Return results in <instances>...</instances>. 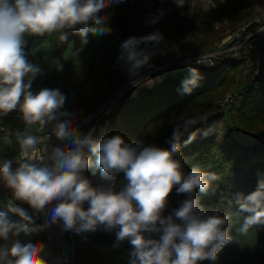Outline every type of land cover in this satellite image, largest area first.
Instances as JSON below:
<instances>
[{
  "label": "clouds",
  "instance_id": "obj_1",
  "mask_svg": "<svg viewBox=\"0 0 264 264\" xmlns=\"http://www.w3.org/2000/svg\"><path fill=\"white\" fill-rule=\"evenodd\" d=\"M105 7V0H0V113L18 109L27 125L38 124L41 131L52 124L53 134L61 142L49 147V136L17 133L19 155L0 161V180L12 191L13 200L26 203L34 213L50 209V220L36 225L23 210L11 209L24 221L21 225L0 212V239L6 240L9 233L27 236L62 222V230L76 233L99 227L116 230L117 241L127 240L131 245L129 264L215 261L223 247L234 240L228 226L231 214L221 215L219 210L209 213L200 204L197 190L207 194L218 177L199 166L185 171L181 153L182 146L197 139L198 132L193 129L205 117L182 119L176 124L166 138L168 148L133 145L118 134L100 138L95 127L87 133L74 127V121L68 119L72 114L62 110L66 96L59 89L30 90L41 70L27 59L25 36L43 37L75 29L86 42L88 25L102 19L99 13ZM163 14L159 10L148 23H158ZM61 39L67 40V35ZM162 40L157 31L131 36L122 43L116 62L133 85L147 79L142 70L152 67L150 61ZM53 65L57 71L63 70L59 60ZM198 80L195 70H190L182 81L181 93H190ZM100 132L102 135L104 129ZM211 132L209 128L199 135L206 138ZM89 168L100 169L106 182L123 173V186L118 191L114 186H94L85 175ZM174 188L177 195L186 198L164 217ZM236 202L238 212L247 214L238 229L241 235L264 224V181L247 196L237 194ZM145 234H158L159 239ZM44 247L39 241L15 239L10 247L0 246V264H48L42 255Z\"/></svg>",
  "mask_w": 264,
  "mask_h": 264
},
{
  "label": "trees",
  "instance_id": "obj_2",
  "mask_svg": "<svg viewBox=\"0 0 264 264\" xmlns=\"http://www.w3.org/2000/svg\"><path fill=\"white\" fill-rule=\"evenodd\" d=\"M213 1L221 9L219 0ZM251 1L264 7V0ZM105 4L106 7L99 13L102 19L88 25L89 31L84 38L86 42H82L81 36L76 34L75 29L66 30L62 34L67 35L66 42L74 40L75 36L78 37L80 47L78 52L87 64H91L95 56L103 49L112 54V62L116 63L121 53L122 43L129 38L125 28L116 24V20L123 11V3L120 0H105ZM158 11L155 10L153 15ZM230 11L231 13L225 16L231 26H237L245 22L253 14L254 9L252 5L245 2L237 9L230 8ZM174 20V15H163L156 24H150L148 20L144 21L146 33L152 34L159 31L163 35V40L155 48L156 54L150 61L152 67H145L142 75L145 76L148 72L165 66L150 74L152 79L161 77V81L154 82L152 87L145 85L130 87L122 95L114 111H111L107 117H103L104 133L100 138L118 134L133 145L168 148L169 145L165 141L176 124L182 119L205 117V120H198L197 126L193 129L198 132L197 139L187 147H181L184 170L188 171L193 166H199L201 170L217 175L218 179L212 182L207 194H201L197 190L200 204L204 208L222 205L232 207L238 212L237 194L247 196L257 189L259 181H264V141L258 138L264 135V29L258 42L260 44L258 67L256 66V49L250 48L257 41L256 37L230 61L222 56L214 60L210 67L203 64H186L183 67L180 66L182 70L179 71L175 60L169 59L162 64L160 59L162 53L169 51L168 44L172 43L170 32L173 29ZM79 27V25L76 26V28ZM260 27V24L247 26L245 35L255 32ZM101 29H111V32H102ZM219 34V31H213L211 40L219 39ZM173 46L177 44L173 43ZM65 49L64 40L58 47L52 44L53 56H58ZM244 51L247 52V56L244 55ZM244 65L248 66L246 82L240 87L239 92L232 96L233 100L225 116L220 112V104L235 87L236 76ZM190 70H195L198 74V84L190 93L182 94L181 84L189 77ZM177 71L179 76L174 77L173 73ZM125 78L126 76L120 70L102 71V83L108 93ZM45 88L48 89L46 85L40 86L33 81L30 90L36 93ZM105 121L107 124L104 126ZM51 125L45 126L43 131L51 130ZM0 127L20 131L27 129L28 125L17 109L6 114L0 113ZM209 128L212 132L208 137L199 135ZM35 130L41 131L38 124ZM238 137L244 138L246 144L241 143ZM89 155L95 160L94 155ZM85 175L94 186L100 184L114 186L117 191L124 183L123 173L111 182L101 179L98 168H89ZM185 198L184 194L177 195L174 188L169 195L163 216L171 215L173 209L177 208L180 201ZM20 209L24 210L25 207ZM2 211L11 221L22 225L20 216L12 212L11 208L3 207ZM33 218L36 225H41L35 217ZM255 228L264 238V224L256 225ZM145 235L159 239L158 234ZM17 239L42 243L45 237L43 229H40L27 236L21 233ZM68 241L73 245L74 264H129L131 245L127 240L117 241L116 230L106 231L103 227H99L95 231L83 233L72 231L71 239ZM259 264H264V257Z\"/></svg>",
  "mask_w": 264,
  "mask_h": 264
},
{
  "label": "rangeland",
  "instance_id": "obj_3",
  "mask_svg": "<svg viewBox=\"0 0 264 264\" xmlns=\"http://www.w3.org/2000/svg\"><path fill=\"white\" fill-rule=\"evenodd\" d=\"M123 3V11L116 20L119 27H124L129 37L131 36H144L147 35L143 23L153 16L155 10H163V15H174V26L171 29V41L168 44L169 51L162 53L160 59L162 64L167 60H175L178 63L179 71L182 70L180 66H184L181 61L184 58L193 57L203 53L213 51L216 44L217 51L229 48L227 45V37L232 35L244 25L249 24L255 19L264 18V7L257 5L256 2L251 0H219V9L213 0H120ZM249 3L253 6V14L241 22L237 26H231L225 14H230V8L237 9L243 3ZM222 10V12H221ZM67 30V29H66ZM63 32L57 31L51 34H45L43 37L30 36L33 40L25 36L26 46L25 53L31 54L30 60L35 66L41 70V74L34 80L40 86L46 85L48 89H59V91L66 96V102L62 110L69 111L72 115L68 119H72L73 126L80 124L94 109L101 106L109 96L116 92L123 86L133 83L132 78L116 63L112 62V54L101 50L91 64H87L86 60L80 57L78 49V37L75 36L74 40L66 42V49L58 56L52 54V44L57 47L62 43L61 35ZM213 31H219V39L211 40ZM29 40V41H28ZM214 41V42H213ZM176 43L177 46H173ZM30 44V45H29ZM218 45V46H217ZM259 45L256 46V66L259 65ZM180 47V48H178ZM183 50V52L181 50ZM247 56V52H243ZM237 57V56H236ZM59 60L63 64V70L57 71L53 65V61ZM148 72L144 77L147 79L138 81L139 85L152 87L154 82L161 81V77L152 79ZM107 70L115 72L120 70L126 78L111 92L108 93L106 87L102 83V71ZM179 71L174 72L173 76H179ZM248 75V66L244 65L236 76L235 87L225 96V99L220 104V112L227 116L235 94L239 92L242 85L246 82ZM127 91V90H126ZM124 91L123 94L126 92ZM122 94V95H123ZM121 95V97H122ZM120 97V98H121ZM116 106L118 105V101ZM114 108V109H115ZM112 109L111 111H114ZM111 111L105 116L107 117ZM107 124L105 121L104 126ZM35 127L34 125H28ZM103 128V125H102ZM51 130L53 126L51 125ZM104 133V132H103ZM101 136V134H100ZM3 135L0 133V141ZM259 139L264 141V135L258 136ZM241 143L244 138H239ZM1 143V142H0ZM248 143V142H247ZM209 213L219 210L220 214H231L229 227L230 234L234 240L223 247L218 253L215 261H202L200 264H259L264 257V238L257 231L255 226L249 229L246 235H241L238 229L243 223L244 216L238 213L234 208L212 205L205 207Z\"/></svg>",
  "mask_w": 264,
  "mask_h": 264
},
{
  "label": "built area",
  "instance_id": "obj_4",
  "mask_svg": "<svg viewBox=\"0 0 264 264\" xmlns=\"http://www.w3.org/2000/svg\"><path fill=\"white\" fill-rule=\"evenodd\" d=\"M260 24L261 27L256 30L255 32L245 35V28L249 25H257ZM264 29V18L262 19H255L252 22H250L247 25H244L243 27H240L237 29L235 33L227 37L228 43L226 46L229 48L227 49H222L220 51H217L215 49L216 44L219 42L215 43V46L213 47V51L203 53L200 55H195L193 57L189 58H184L181 63L183 65L186 64H203L207 67H210L212 65V62L216 59L221 58L222 56L225 57L227 60H232L236 57L237 53L248 43H251L256 37L257 41L250 46V48L255 49L256 46L258 45V42H260V35ZM219 45V44H218ZM217 45V46H218ZM220 46V45H219ZM232 54V56H231ZM133 86V85H132ZM130 85H125L121 88H119L116 92H114L111 96L107 98V100L101 105L98 106L94 111H92L80 124L74 126L78 128L81 132L87 133L91 128L95 127L96 128V135L97 137H100V129L102 128V119L105 117L112 109L115 108L117 100L121 97L124 91L128 90ZM0 133L7 139H17V133L21 134H32L36 135L38 137H44V136H49L51 139L48 141V144L51 146H54L58 143H61L60 141H57L55 138V135L53 134V129L52 130H47V131H33L31 133L26 132V130H11L7 128L0 127ZM40 145H38V148ZM19 150L16 151H11V150H3L2 151V157L4 160L7 159H14L19 155ZM17 165L13 164V168H15ZM68 241V240H67ZM72 254L69 252L66 255L61 254L60 257H58L57 262L59 264H74Z\"/></svg>",
  "mask_w": 264,
  "mask_h": 264
},
{
  "label": "crops",
  "instance_id": "obj_5",
  "mask_svg": "<svg viewBox=\"0 0 264 264\" xmlns=\"http://www.w3.org/2000/svg\"><path fill=\"white\" fill-rule=\"evenodd\" d=\"M26 37H28L26 35ZM30 38V36L28 37ZM33 40V38H30ZM29 41V40H28ZM30 45V44H29ZM32 59L31 54H28V60ZM26 132L31 133L35 130V127H29L25 129ZM37 131V130H35ZM0 160H4L2 157L3 150H11L16 151L19 149V143L17 139H7L4 136L1 137L0 141ZM51 147V145H49ZM55 202H53L54 204ZM3 207H8L11 209H20L21 207H25L23 212H25L30 217H37V219L41 225L45 224L46 221L50 220V209L45 213H34V210L30 208L26 203L21 201H15L12 199V191L7 188L2 180H0V212L2 211ZM51 207V206H50ZM22 220V219H21ZM22 224L24 221L22 220ZM62 222L58 224H52L50 227L43 228V234L45 237L44 242L42 244L44 247V252L42 255L44 259L48 262V264H59L57 262L58 257L62 254V246L64 245V241L71 239L72 231H64L62 230ZM17 239V237H13L11 233H9L8 238L6 240L0 239V246L10 247L13 241ZM69 252L73 255V245L69 243Z\"/></svg>",
  "mask_w": 264,
  "mask_h": 264
},
{
  "label": "water",
  "instance_id": "obj_6",
  "mask_svg": "<svg viewBox=\"0 0 264 264\" xmlns=\"http://www.w3.org/2000/svg\"><path fill=\"white\" fill-rule=\"evenodd\" d=\"M68 250H69L68 241L65 240L64 245L62 246V254L66 255L68 253Z\"/></svg>",
  "mask_w": 264,
  "mask_h": 264
}]
</instances>
